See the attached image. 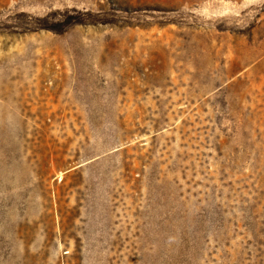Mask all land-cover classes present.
Instances as JSON below:
<instances>
[{
    "label": "rangeland",
    "instance_id": "374dc122",
    "mask_svg": "<svg viewBox=\"0 0 264 264\" xmlns=\"http://www.w3.org/2000/svg\"><path fill=\"white\" fill-rule=\"evenodd\" d=\"M0 264H264V0H0Z\"/></svg>",
    "mask_w": 264,
    "mask_h": 264
}]
</instances>
